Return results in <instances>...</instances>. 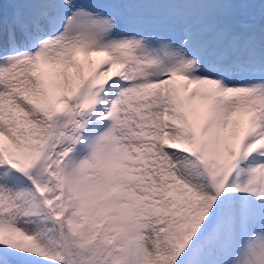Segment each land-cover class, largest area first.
<instances>
[{"label": "snow or ice", "instance_id": "6c2138e0", "mask_svg": "<svg viewBox=\"0 0 264 264\" xmlns=\"http://www.w3.org/2000/svg\"><path fill=\"white\" fill-rule=\"evenodd\" d=\"M0 264H264V0H0Z\"/></svg>", "mask_w": 264, "mask_h": 264}]
</instances>
